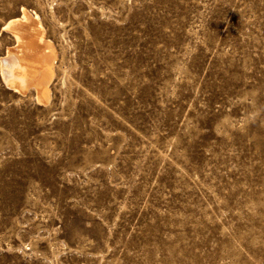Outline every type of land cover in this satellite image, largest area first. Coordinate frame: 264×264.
<instances>
[{"label":"rangeland","instance_id":"374dc122","mask_svg":"<svg viewBox=\"0 0 264 264\" xmlns=\"http://www.w3.org/2000/svg\"><path fill=\"white\" fill-rule=\"evenodd\" d=\"M23 7L47 102L3 78ZM0 264H264V0H0Z\"/></svg>","mask_w":264,"mask_h":264},{"label":"bare ground","instance_id":"6f19581e","mask_svg":"<svg viewBox=\"0 0 264 264\" xmlns=\"http://www.w3.org/2000/svg\"><path fill=\"white\" fill-rule=\"evenodd\" d=\"M40 18L23 7L19 15L5 22L15 42L2 56L1 70L8 88L18 93L33 89L38 101L47 102L52 93V79L60 65L57 46Z\"/></svg>","mask_w":264,"mask_h":264}]
</instances>
